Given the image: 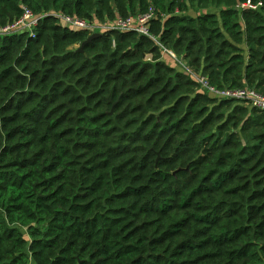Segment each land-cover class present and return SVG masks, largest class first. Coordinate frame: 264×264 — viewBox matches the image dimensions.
Masks as SVG:
<instances>
[{
	"label": "trees",
	"instance_id": "obj_1",
	"mask_svg": "<svg viewBox=\"0 0 264 264\" xmlns=\"http://www.w3.org/2000/svg\"><path fill=\"white\" fill-rule=\"evenodd\" d=\"M246 1L0 0V26L45 13L35 38L0 36V264H264V112L161 59L264 94V6ZM150 8L153 39L109 29L83 52L90 32L52 15Z\"/></svg>",
	"mask_w": 264,
	"mask_h": 264
},
{
	"label": "built area",
	"instance_id": "obj_2",
	"mask_svg": "<svg viewBox=\"0 0 264 264\" xmlns=\"http://www.w3.org/2000/svg\"><path fill=\"white\" fill-rule=\"evenodd\" d=\"M262 6V1L253 2V0H247L244 3H238L235 6V9L240 11L244 9L257 11ZM52 15L58 18L60 25L71 30H86L91 34L93 32H103L109 29H114L120 32L135 31L139 34L150 36L149 22L154 15V10L150 8L146 14H137L136 16H128L126 18L117 16L112 22L106 20L104 23H98L94 20L80 18L76 15H66L59 12L53 13ZM44 17L45 13L36 14L28 7L22 6V13L18 18L5 26H0V36L27 33L29 37L35 38L36 29ZM162 52L167 53L181 70L192 75L194 80L199 84L200 90L209 96L217 99L242 102L250 109L254 108L260 112H264V94L255 88L243 86L238 88L218 89L211 86L205 76L193 74L184 61L176 57L171 51L162 48ZM145 58L146 60L151 59L149 54L146 55ZM29 264L34 263L30 261Z\"/></svg>",
	"mask_w": 264,
	"mask_h": 264
},
{
	"label": "rangeland",
	"instance_id": "obj_3",
	"mask_svg": "<svg viewBox=\"0 0 264 264\" xmlns=\"http://www.w3.org/2000/svg\"><path fill=\"white\" fill-rule=\"evenodd\" d=\"M262 1V4L264 6V0H261ZM217 12L218 11V8L215 7V4L211 3L209 4L207 7L203 8V7H199V6H196L195 3H191L190 1H188V10L186 12L187 15H190V16H193V17H196L197 15L201 14V13H204V12ZM109 22H112L113 20H107ZM161 59L169 64H172V65H175V62L173 61V59L165 52H162V56H161Z\"/></svg>",
	"mask_w": 264,
	"mask_h": 264
},
{
	"label": "water",
	"instance_id": "obj_4",
	"mask_svg": "<svg viewBox=\"0 0 264 264\" xmlns=\"http://www.w3.org/2000/svg\"><path fill=\"white\" fill-rule=\"evenodd\" d=\"M100 35V32H93L91 33L78 47L77 51L79 52H83L84 46L86 44H88L89 42H91L93 39H95L96 37H98Z\"/></svg>",
	"mask_w": 264,
	"mask_h": 264
},
{
	"label": "crops",
	"instance_id": "obj_5",
	"mask_svg": "<svg viewBox=\"0 0 264 264\" xmlns=\"http://www.w3.org/2000/svg\"><path fill=\"white\" fill-rule=\"evenodd\" d=\"M32 263H34V262L32 261Z\"/></svg>",
	"mask_w": 264,
	"mask_h": 264
}]
</instances>
